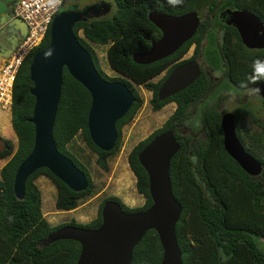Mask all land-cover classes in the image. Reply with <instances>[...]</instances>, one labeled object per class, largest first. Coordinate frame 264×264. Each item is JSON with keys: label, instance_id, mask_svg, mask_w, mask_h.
Instances as JSON below:
<instances>
[{"label": "trees", "instance_id": "obj_1", "mask_svg": "<svg viewBox=\"0 0 264 264\" xmlns=\"http://www.w3.org/2000/svg\"><path fill=\"white\" fill-rule=\"evenodd\" d=\"M116 10L112 17L93 18L78 22L74 32L86 47L107 80H121L129 85L136 101L129 112L117 122L118 140L110 151L100 149L91 139L88 130V114L91 107L89 91L76 80L67 68L63 71V85L54 127V138L58 149L73 159L88 178V188L75 192L56 177L48 168L42 167L30 175L26 182L25 198L19 200L14 192V179L19 165L31 153L35 140V127L30 119L33 115L35 97L31 94L33 82L30 65L33 56L50 42V30L42 44L25 58L19 69L13 90L11 110L12 127L18 138L15 149L10 139L4 138L7 149L0 158H9L0 171V264H76L81 253L79 242L71 239L59 240L48 246H40L53 231L65 225L97 228L102 224V208L106 201L119 202L126 212L148 209L152 205L149 177L139 161L140 151L157 135L173 129L180 143L173 157L170 176L173 192L183 207L176 226V234L182 251L184 264H264V173L253 177L233 159L224 147L221 125L222 111L219 102L205 106L200 114L201 124L191 121V109L202 102L212 91V83L203 71L202 75L186 89L165 99H158V91L177 65L195 45L196 59L199 54L212 68L224 64L227 73L241 87L256 88L264 79L253 84L256 60H264V49L250 50L242 42L235 27L225 26L219 39L216 30L203 21L194 37L174 54L151 64L136 63L132 55L150 48L152 40L161 36V31L149 20L151 9L180 15L191 9L204 8L215 15L227 9H246L264 21V0H182L172 6L168 0H113ZM80 31L84 36L80 35ZM92 44L109 45L107 56L113 70L124 77L112 78L99 65V58ZM167 74L158 82L152 79L163 71ZM134 82L153 93L151 104L160 111L169 103H176L173 114L164 125L138 142L128 155L129 165L136 176L137 191L145 198L141 207L131 208L118 196L106 197L97 217L88 223L70 222L51 225L42 211V191L37 184L39 177L49 178L57 190L58 210L71 211L79 207L81 200L94 195L97 185L81 161L68 149L79 135L88 148L96 154L97 165L106 172L111 170L110 159L123 146V127L130 123L144 104ZM242 88V87H241ZM245 89V88H242ZM264 111V99H261ZM237 134L246 150L264 163V133L255 137L243 131L241 119H256L250 109L236 110ZM0 123L9 126L8 114L0 112ZM187 123L191 132H184ZM2 126V125H1ZM247 135L249 145L245 139ZM251 143V144H250ZM163 248L156 230H149L134 249L132 264H160Z\"/></svg>", "mask_w": 264, "mask_h": 264}, {"label": "water", "instance_id": "obj_2", "mask_svg": "<svg viewBox=\"0 0 264 264\" xmlns=\"http://www.w3.org/2000/svg\"><path fill=\"white\" fill-rule=\"evenodd\" d=\"M105 1L80 9H60L53 19L49 44L32 58L31 94L35 97L30 122L35 127L31 153L19 165L14 179V192L19 200L25 198L26 182L36 170L46 167L75 192L88 188L85 172L72 158L62 153L54 138V127L62 94L64 68L91 95L88 130L92 141L102 150H112L118 140L117 122L129 112L136 101L129 85L121 80L104 78L90 51L77 38L74 27L78 22L99 18L108 8ZM3 10V11H2ZM104 10V11H103ZM6 21H0V57H9L22 37L27 34L26 23L4 4ZM105 14V13H104ZM227 24L234 25L243 43L251 49L264 48V21L249 10L227 9ZM149 20L161 31L149 49L136 52L133 60L142 65L159 61L174 54L192 39L201 26L197 9L175 15L151 9ZM19 35V37H17ZM202 74L198 60L193 59L174 67L158 91L165 100L194 83ZM257 88L264 98V81ZM224 147L228 154L253 177L264 173V163L249 153L237 134L236 116L227 112L221 120ZM180 143L170 129L153 138L138 154L149 177L152 205L143 211L126 212L115 200L102 208V224L97 228L65 225L50 233L41 243L48 246L59 240H75L81 245L76 264H132L134 249L151 229L157 231L163 248L160 264H184L176 226L183 207L173 192L170 166Z\"/></svg>", "mask_w": 264, "mask_h": 264}, {"label": "rangeland", "instance_id": "obj_3", "mask_svg": "<svg viewBox=\"0 0 264 264\" xmlns=\"http://www.w3.org/2000/svg\"><path fill=\"white\" fill-rule=\"evenodd\" d=\"M11 0H0V7H3L4 4H7ZM103 0H66L65 5L62 9H72L75 6H78L80 9H83L87 6L97 4ZM105 3L112 5V10L110 13H102L100 17H112L115 10L116 4L113 0H104ZM74 4V5H73ZM202 18L206 19L208 14L207 8L202 10ZM81 36L83 32H79ZM220 37V36H219ZM96 50L99 58L100 68L110 77L119 78L124 77L115 70L112 69L108 56V46L109 45H96L92 44ZM195 45H192L188 53L184 56L185 59L190 58L194 55ZM197 59L200 63L206 66L205 61L202 55H198ZM167 70L163 71L157 77L153 78V82H158L166 75ZM212 75L213 82L218 84L221 82V85L215 87V89L200 103L196 104L191 109V115L187 123L194 121L198 122V125L201 124L200 114L202 109L205 106L219 102L221 104V109L226 111H233L240 106H245V108L250 109L256 116V119H241L243 121L244 127L243 131H248L250 134H253L255 137H260L264 133V111L261 106V96L259 93L249 94L248 90L244 92H236L234 88L227 84L224 75ZM136 90L139 92L142 99H144V104L141 109L136 114L135 118L128 124L123 127V146L120 152L110 159L111 170L109 172L101 169L96 163V154L93 153L81 136H77L68 146V149L81 161L83 166L89 171L92 175V178L97 182L98 191L103 189L107 184L109 187L106 192L100 196L92 195L85 200H81L78 208L71 211L58 210L56 207V197L57 190L52 181L45 177H39L37 179V184L42 191L43 203L42 211L46 216L47 220L51 225L55 226L58 224L70 222L75 219L78 223H88L91 220L97 217L100 205L102 201L108 197L110 194L116 190V179L119 177L121 166L128 163V155L135 145L139 141L148 137L156 129L162 127L165 121L173 114L176 109V103L172 102L165 105L160 111H154L151 99L153 93L146 89L143 85L136 84L131 82ZM238 91V90H237ZM8 114V119L10 120V112L4 111ZM1 117V116H0ZM1 120V119H0ZM183 126L184 132H191V129L188 125ZM0 135L6 139H10L15 146V149L18 146V138L13 136L10 137L0 125ZM247 144L249 145V139L245 135ZM251 144V143H250ZM10 157L0 158V171L3 166L7 163ZM114 176V177H113ZM113 178V180H112ZM136 185H134L135 189ZM137 193V192H135ZM96 197V198H95Z\"/></svg>", "mask_w": 264, "mask_h": 264}, {"label": "built area", "instance_id": "obj_4", "mask_svg": "<svg viewBox=\"0 0 264 264\" xmlns=\"http://www.w3.org/2000/svg\"><path fill=\"white\" fill-rule=\"evenodd\" d=\"M65 0H15L13 11L27 25V34L21 38L9 57H0V111H9L13 104V90L17 74L25 58L44 41L54 17Z\"/></svg>", "mask_w": 264, "mask_h": 264}, {"label": "flooded vegetation", "instance_id": "obj_5", "mask_svg": "<svg viewBox=\"0 0 264 264\" xmlns=\"http://www.w3.org/2000/svg\"><path fill=\"white\" fill-rule=\"evenodd\" d=\"M14 2H15V0H11V1H9L8 3H7V6L9 7V8H11L12 10H13V6H14ZM65 3H66V0H65ZM65 5V4H64ZM74 5V4H73ZM75 6V5H74ZM106 8H108V10H106V12H104V13H110L111 12V10H112V5L111 4H108V5H106L105 6ZM227 9H230V8H227ZM227 9H225V10H227ZM225 10H223V11H221L219 14H218V20L219 21H216L215 20V15L214 14H211L209 11H208V16H207V18L206 19H204V18H202V11H199V13H200V16H201V19H202V22L203 21H208L209 22V26L210 27H213L215 30H216V33H217V35H218V37H219V39L222 37V33H223V28H225V26H232V27H235L234 25H231V24H227V20H228V17L227 16H224L223 15V13H224V11ZM234 10V9H233ZM235 10H246V9H235ZM104 11V10H103ZM202 24V23H201ZM236 28V27H235ZM237 29V28H236ZM238 30V29H237ZM239 32V31H238ZM240 34V33H239ZM17 37H19V35H17ZM241 37V36H240ZM241 40H242V38H241ZM243 42V41H242ZM244 44V43H243ZM245 45V44H244ZM246 46V45H245ZM247 47V46H246ZM248 48V47H247ZM248 49H250V50H262V49H251V48H248ZM264 49V48H263ZM194 54H195V48H194ZM199 55H202V54H199ZM194 56V55H193ZM193 56L192 57H190V58H187V59H189V60H193L192 58H193ZM203 56V55H202ZM198 57V56H197ZM185 59V58H184ZM203 59H204V56H203ZM189 60H187V61H189ZM196 60H198L197 58H196ZM199 61V60H198ZM204 61H205V59H204ZM186 62V61H185ZM184 63V62H183ZM199 63H200V61H199ZM205 64H206V66H204V65H202L201 63H200V66H201V71H202V73H203V71L208 75V77H209V79H210V81H211V83H212V91L215 89V87L217 86V84H215L214 82H213V77H212V75L214 74V73H222L223 75H224V78L226 79V81H227V84H230L233 88H234V90L236 91V92H244V91H247V89H242L240 86H238L235 82L233 83L232 81V79H231V77L229 76V74L227 73V67H226V65L224 64L221 68H212L211 66H209L208 65V63H207V61H205ZM172 71V70H171ZM167 74V73H166ZM202 75V74H201ZM264 81V80H263ZM220 85H221V82L219 83ZM219 84H218V86H219ZM217 86V87H218ZM222 86V85H221ZM220 87V86H219ZM256 88H257V86H256ZM238 90V91H237ZM211 91V92H212ZM259 93V92H258ZM261 99H264V98H262L261 97ZM244 110L245 109V106H240V107H238V108H236L235 110H233V111H226V110H222L221 109V111H222V117H223V115L225 114V113H227V112H233L234 114H235V116H236V110ZM222 120V119H221ZM4 137L3 136H1L0 135V153L1 152H3V151H5L6 149H7V145H6V143L4 142Z\"/></svg>", "mask_w": 264, "mask_h": 264}, {"label": "crops", "instance_id": "obj_6", "mask_svg": "<svg viewBox=\"0 0 264 264\" xmlns=\"http://www.w3.org/2000/svg\"><path fill=\"white\" fill-rule=\"evenodd\" d=\"M3 11V10H2ZM6 15L4 14V12L0 13V21L4 22L6 21ZM1 112V111H0ZM0 125H2V128L4 129V131L10 136V137H17L13 127H12V122H11V114H10V120H9V126L2 123H0ZM111 165V163H110ZM120 174L119 177L116 179V190L115 192H113L111 195L114 196H118L119 198L122 199V201L128 205L131 208H136V207H141L145 204V198L137 191V187H135L134 189V185H136V176L134 174V172L132 171L129 162L124 164L121 166L120 169ZM114 177V176H113ZM113 180V178H112ZM95 182V181H94ZM95 184L97 185V182H95ZM109 187V185L107 184L105 187H103V189H101V191H98V186L96 189V195L95 196H100L103 193L106 192L107 188ZM137 192V193H135ZM96 198V197H95Z\"/></svg>", "mask_w": 264, "mask_h": 264}, {"label": "clouds", "instance_id": "obj_7", "mask_svg": "<svg viewBox=\"0 0 264 264\" xmlns=\"http://www.w3.org/2000/svg\"><path fill=\"white\" fill-rule=\"evenodd\" d=\"M51 3H55L56 0H50ZM168 3L172 6H178L182 3V0H168ZM253 75L249 77L250 83H257L259 80L264 79V60H256L253 65ZM216 75H220L217 73ZM241 87L248 90L249 94L258 93L259 88H248V83L242 82Z\"/></svg>", "mask_w": 264, "mask_h": 264}]
</instances>
